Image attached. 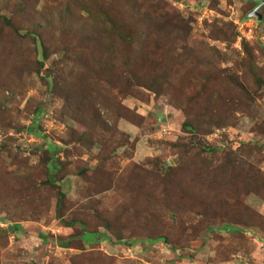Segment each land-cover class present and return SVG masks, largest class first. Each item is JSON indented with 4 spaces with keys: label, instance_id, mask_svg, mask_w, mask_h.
Returning a JSON list of instances; mask_svg holds the SVG:
<instances>
[{
    "label": "rangeland",
    "instance_id": "1",
    "mask_svg": "<svg viewBox=\"0 0 264 264\" xmlns=\"http://www.w3.org/2000/svg\"><path fill=\"white\" fill-rule=\"evenodd\" d=\"M38 2L41 7L44 0ZM118 2L131 15H136L134 26H148L168 38L171 36L170 30H167L169 15L174 17L172 20L191 26L185 37V43L192 49L189 53L199 56L211 54L212 51L207 52L205 48L214 46L220 52H227L230 57L221 62L223 67L231 66L233 58H246L248 62V55L241 48V41L244 39L250 43V51L254 54V61L263 82L262 85H255L256 92L252 94L254 103L247 109L248 113H236L233 124L213 127L205 134L199 135L193 145L200 141L207 150L211 149L208 151H217H205L199 155L200 160L204 161L206 158L205 161L215 165L217 170L228 169L230 164H227L226 154L220 152L222 148L230 146L234 150L239 143L249 145L250 148H245L231 157L237 175H243L249 183L243 185L238 196L249 208L264 216V10L259 9L262 19H257L254 16H244L251 8V0ZM2 12L9 13V10L3 7ZM126 14L119 16L126 18ZM208 22H213L212 27L206 26ZM234 31L238 35L231 41ZM0 33V70L10 72H0V101L3 102L0 143L7 145L10 150L0 152L3 166L18 175L26 174L35 167L39 170L41 167L38 162L46 149L55 152L63 160L69 156L65 161H70L62 179L55 181V185L65 192V207L61 218H57L55 210L57 186H43L39 182L40 178H37L36 182L39 190L34 195H27V201L21 205V210L16 204L15 212L12 207L9 208L8 214L4 210L0 211V264H71L72 257V264H264V231L254 225L250 228L242 227L238 232H228L238 229L223 228L216 224L214 229L200 231L198 236L188 239L185 248L173 249L171 247L174 244L145 239L146 233L156 232H148L147 228L138 227V223L130 215V202L127 209L121 207L122 201L125 204L124 200L127 201L130 194V185H125L124 180L125 173H129L131 166L150 169L153 166L148 164L147 160L158 159L161 162L157 165L158 169L163 172L167 165H172L176 160V148L170 143L187 141L189 137L181 129L185 114L180 107L171 105L165 94L141 89L137 95H130L122 94L110 85L100 86L101 94L95 102L97 106L106 109L104 115L111 123L109 133H102L101 145L95 140L98 139L99 132L87 128L73 117L75 105L72 98L64 101L51 92V87L47 84L53 83L54 77L58 76L55 70L49 68L53 67V62H56L57 66L63 65L59 61L62 53L49 54L44 68L37 75L32 71L37 66L33 57L27 61L26 52H17L12 48V44L19 38L7 30ZM19 44L21 47L26 43ZM240 73L245 83H252L247 73L242 70ZM46 75H49V78L45 79ZM17 77L23 78L19 92L12 90L10 85L12 80L17 84ZM72 95L75 96L74 92ZM111 100L119 101L132 109V116L119 118L115 115L111 109L112 105L105 107ZM232 109L233 105L228 107V111ZM10 117L16 119L18 125L24 129L11 128L8 124ZM29 125L37 126L40 134L28 132L26 127ZM3 126L6 128L2 129ZM78 135L85 137L83 143L77 140ZM37 146L41 148L38 147L37 150ZM192 150L196 152L198 149L194 147ZM21 161L26 163V168H17ZM97 167L110 171L112 184L103 193L85 191V177ZM24 193L30 192L25 190ZM154 193L163 198V192ZM191 193L194 196L197 194L194 190ZM200 200L204 202L206 197ZM87 203L95 205L102 216H109L114 227L116 220L128 219L124 229L119 222L124 237L119 241L114 237L112 230H106L101 222H93L91 228L98 227L96 240H92L93 234H87L86 239L91 242L84 241L82 251L59 246L56 236H73L75 239L78 237L81 225L77 222L70 226L65 222L75 219L80 212L91 213L90 208L85 206ZM155 203L153 206L159 207ZM155 213L158 214L157 233L164 234L167 239H176L179 226L180 232H184L186 238L193 231L192 226L195 227L194 221L185 216L188 215L187 211L178 217L179 211L159 207ZM10 224H18L19 232L3 235ZM132 234L135 242H130L133 239ZM79 253L86 254L87 257H76Z\"/></svg>",
    "mask_w": 264,
    "mask_h": 264
},
{
    "label": "trees",
    "instance_id": "2",
    "mask_svg": "<svg viewBox=\"0 0 264 264\" xmlns=\"http://www.w3.org/2000/svg\"><path fill=\"white\" fill-rule=\"evenodd\" d=\"M38 1L1 0L0 6L9 10V13L2 12L0 8V32L7 30L19 38L12 44V48L17 52H26L27 61L33 57L37 66L32 71L37 75L44 68L49 54L62 53L59 61L63 65L57 66L56 62H53V67L49 68L55 70L58 76L54 77L53 83L47 84L51 87V92L64 101L72 98L75 105L73 117L87 128L99 132L98 139L95 140L101 145L102 133H109L111 123L104 115L106 109L97 106L95 102L101 94L100 86L110 85L120 93L130 95H137L141 89L165 94L170 104L180 107L185 114L181 129L189 137L187 141L170 143L178 154L172 165H167L165 170L160 172L157 165L161 162L158 159H150L147 160L148 164L153 166L150 169L139 165L131 166L129 173H125L124 184L130 185V194L127 201L124 200L126 205L122 201L121 207L127 209L130 202V215L138 223V227L147 228L148 232H156L146 233L145 239L171 245L177 243L171 248L180 249L186 247L188 239L198 236V232L214 229L216 224L223 228L238 229L227 230L228 232H238L240 228H250L252 225L264 231V216L239 199L238 193L242 191L243 185L249 183L243 175H237L236 167L231 161L235 153L250 148L249 145L239 143L234 150L230 146L222 148L220 152L226 154L227 164L230 163L228 169L222 170H217L215 165L205 161L206 158L204 161L199 159L200 153H215V149L208 151L211 149L207 150L200 141L193 145L199 135L205 134L213 127L233 124L236 120L235 114L248 113L247 109L254 103L252 94L256 92L255 85H262L263 82L254 61V54L250 51V43L244 39L241 41V48L246 51L248 62L246 58L239 56V59H232V67H223L221 62L230 57L227 52H220L214 46L205 48L207 52L212 51L211 54L199 56L189 53L192 49L185 43V37L191 26L172 20V15L167 17V30H170L171 35L168 38L148 26H134L136 15H131L119 0H44L41 7ZM251 1L249 11L260 3V0ZM261 9L264 10V5ZM122 12L128 16L121 18L119 15L123 14ZM247 13L245 18H248ZM212 23L208 22L206 26L212 27ZM237 35L234 31L231 41H234ZM19 42L26 44L20 47ZM174 56L176 58H173ZM241 70L251 77V84L245 83ZM47 71L46 68L45 72ZM46 78H49V75H46ZM22 80L23 78L17 77V84L12 80L11 89L19 92ZM73 92L76 97L72 95ZM1 103L3 102L0 101V122L3 119ZM231 105L233 109L228 111ZM110 106L119 118H127L133 114L132 109L119 101L111 100L105 107ZM8 124L16 130L24 129L13 117L9 118ZM26 130L40 134L38 127L34 125H29ZM76 138L82 143L85 140L82 135ZM194 147L198 149L196 152L192 150ZM5 150L10 151L7 145L0 143V152ZM43 152L44 155L38 162L41 169L29 168L30 172L21 175L8 171L2 164L3 159H0V211L4 210L8 214L9 208H14L16 204L21 210V205L27 201V195H34L39 190L36 185L37 178H40L39 182L43 186H57L55 181L62 179L70 164V161H65L69 156L63 160L53 151L46 149ZM17 168H26V163L21 161ZM82 170L84 172V169ZM85 178V191L88 192L103 193L112 184L110 171L103 167H97ZM25 190L30 193L25 194ZM192 190L197 192L195 196L191 193ZM154 191L163 192V198ZM203 197H206L204 202L200 200ZM64 199L65 192L57 186L55 210L58 219L63 215ZM155 202L159 207L179 211L178 217L187 211L188 215L185 216L195 223L187 238L184 232H180L179 225L176 239L169 238L172 242H169L164 234L157 233L159 225L155 210L159 207L153 206ZM85 206L90 208L91 213L80 212L75 219L65 222L70 226L77 222L81 225L78 237L75 239L73 236H56L59 246L82 251V243L91 242L86 239L87 234H93L92 240H96L98 227L91 228L93 222H101L106 230H112L117 240H122V229L128 219L116 220L114 227L109 216H102L95 205L87 203ZM13 210L16 211L15 208ZM148 217L154 219L149 220ZM19 230L18 224H10L3 235L8 236V232ZM133 236L132 234L131 237ZM133 241L136 239L133 238L130 242ZM76 257L85 259L87 256L79 253Z\"/></svg>",
    "mask_w": 264,
    "mask_h": 264
},
{
    "label": "water",
    "instance_id": "3",
    "mask_svg": "<svg viewBox=\"0 0 264 264\" xmlns=\"http://www.w3.org/2000/svg\"><path fill=\"white\" fill-rule=\"evenodd\" d=\"M264 3V0H260V3L254 7L252 10H250L248 13H247V16L248 17H256L257 19H261L262 15L261 13L259 12V9L261 7V5Z\"/></svg>",
    "mask_w": 264,
    "mask_h": 264
},
{
    "label": "flooded vegetation",
    "instance_id": "4",
    "mask_svg": "<svg viewBox=\"0 0 264 264\" xmlns=\"http://www.w3.org/2000/svg\"><path fill=\"white\" fill-rule=\"evenodd\" d=\"M256 6H257V5H256ZM256 6H255V7H256Z\"/></svg>",
    "mask_w": 264,
    "mask_h": 264
}]
</instances>
